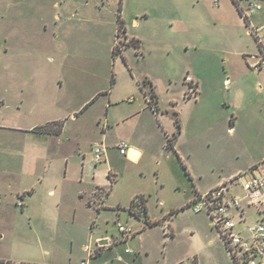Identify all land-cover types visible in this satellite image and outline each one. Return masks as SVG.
<instances>
[{"label": "rangeland", "instance_id": "374dc122", "mask_svg": "<svg viewBox=\"0 0 264 264\" xmlns=\"http://www.w3.org/2000/svg\"><path fill=\"white\" fill-rule=\"evenodd\" d=\"M250 1L258 0H241L239 6L245 9ZM263 23L264 10L248 23L235 0H0V98L6 105L1 116L9 124L31 123L15 116L21 101H30L27 96L35 88L61 86L53 90L58 104L35 117L62 116L70 122L57 174L62 175V214L29 216L17 204L21 196H4L0 264H193L195 259L198 264H236L207 211L195 213L189 202L195 187L185 166L205 191L233 184L264 162V68L248 64L250 55L259 53L252 27ZM190 77L199 81L197 100L185 97ZM145 78L155 86L159 107L169 112L162 116L150 110L139 119L135 143L141 133L151 143L142 174V164L128 161L114 144L131 128L117 127L116 121L149 104V84L142 88ZM96 96L81 113L79 108ZM109 97L115 103L111 107ZM26 113L22 108L20 115ZM74 113H79L77 122ZM158 117L173 130L171 137L177 135L181 159L175 152L170 155L167 128L161 131ZM106 120L112 129L104 138L105 157L91 167ZM76 126L80 138L74 135ZM158 161L166 163L161 167L165 182L157 183ZM110 171L117 181L105 206L97 198L100 204L89 207L76 194L79 184L110 189ZM37 181L26 176L16 183ZM141 194L155 225L130 214L131 200ZM120 224L139 234L125 239Z\"/></svg>", "mask_w": 264, "mask_h": 264}, {"label": "crops", "instance_id": "0c3cea01", "mask_svg": "<svg viewBox=\"0 0 264 264\" xmlns=\"http://www.w3.org/2000/svg\"><path fill=\"white\" fill-rule=\"evenodd\" d=\"M191 79L188 78V80ZM198 85H199V81ZM62 88L61 86L59 88H46V87H39L32 90L30 93V96H27V100L30 101H24L23 99L22 105H18L17 107V114L15 115L16 118L21 119H30L33 120L31 123H23V121H17L16 123L9 124L7 123V120L1 116L0 112V175L6 177V181H2L0 178V194L2 195V198L4 196L9 197L8 195L14 196H21L22 200L20 201L22 205H20V202H17V204L22 208V212L28 214L29 216L37 215V214H51L53 216H59L62 214V198H63V191H62V175L61 178L58 177V172L62 169V144L63 141L66 139L64 135L66 134L68 127H69V121L64 120V124L62 127V116H58L55 119L50 118H43L41 117H35V115L39 114L40 116H45L44 111L47 109H53L52 106L55 104H58L59 100L57 95H55V92L53 90H57ZM199 94H200V85L198 86ZM100 94V93H99ZM101 94H108V93H101ZM198 94V95H199ZM198 95L194 98H190L188 100H197ZM146 101L149 102V98L145 93ZM186 97V92H185ZM95 97L90 98L88 101H86L79 109L81 110V113H83L89 106L90 102H95L98 97L93 101ZM107 105L109 104V107H111L114 103V100L109 97ZM130 97L129 99H131ZM0 98V110L5 105V102L1 100ZM115 104V103H114ZM135 107V104H133ZM6 106V105H5ZM25 106V107H24ZM22 108L26 109L27 113L26 116H21L20 113H22ZM148 109V110H147ZM152 110L155 113H158L159 115L163 114L165 115V112H169L166 110L161 109L160 111H155L150 103L147 105V108L144 106L138 105L136 108H134L132 111H129L127 115L120 118L117 123V127L119 126H126L131 127L127 134L123 133L120 137H117L116 143L114 144V147H117L119 149V144L121 142H126L128 144V150L126 154H122L119 149V153L127 158L128 161L132 163L142 164V161L146 160V158L149 157V152L151 149V143L149 141V137L145 133H141V139H139L140 143H135V134L137 130V124L139 122V119L143 117L146 111ZM177 111V110H176ZM79 113L73 114L72 121H79L80 117L78 115ZM34 116V117H32ZM37 118H40V120H35ZM103 120L102 117H99V121L101 122ZM158 123L161 124L162 129L167 128L166 135L167 138L171 137L169 132L173 134V130H170L166 124H164L162 119L158 117L157 119ZM55 122H60L61 127L55 128L53 127ZM99 122V123H100ZM51 123V126L49 125L50 131H42L38 130V127H44L45 125H48ZM53 123V124H52ZM141 123H143V119H141ZM157 127L159 128V125L157 124ZM112 129L111 124L108 120L104 122L103 126V138L102 140H99L97 142H102L105 144V136L107 137L108 131ZM80 126H76L74 135L77 136V138H80ZM183 131V129H182ZM176 139V138H175ZM68 141H71L72 138H67ZM107 141V140H106ZM176 141V140H175ZM92 142V141H91ZM93 143V142H92ZM108 144V143H107ZM109 146V145H108ZM167 149L168 148V141H167ZM176 153L177 156L181 159L182 153L179 151L178 143L174 142V148L170 149V155L172 153ZM94 154V153H93ZM81 155V154H79ZM162 154L158 155L161 156ZM157 156V157H158ZM170 158V156H168ZM82 167L85 166V155L82 156ZM149 160V159H148ZM64 165L66 167V174L69 168L70 164V158L65 157L64 159ZM93 161V158H92ZM150 161V160H149ZM98 163L92 162L91 167H95ZM146 165V164H145ZM142 164L143 166H145ZM157 169L154 172V174L157 176V183L159 182H165L163 179H161V167H164L166 163H161V161L157 162ZM9 168V170L7 169ZM189 169V168H188ZM142 174H145L144 168L142 169ZM190 178L193 180V184L195 187L193 196L189 199V202L192 204L193 200L195 199L196 195L198 193L205 192L207 190H203L202 187L198 182H196L194 175L192 171L189 169ZM26 176L31 177H37L38 181L36 184H18L16 183L17 180H21L23 182V179ZM108 176L111 178V188L104 189V185L94 183V184H79V188L76 190L77 196L80 198H85L89 202V207L92 206V204L99 205L97 202L98 200H102V207L105 205V200L108 199V197L111 195V192L113 191V187L117 179L115 178L112 171L108 172ZM114 176V177H112ZM1 177V176H0ZM162 180V181H161ZM84 181V176H80V182ZM226 183V182H224ZM165 185V183H163ZM106 190V192H105ZM102 191L105 192V195H102ZM47 192V196H45ZM144 196L143 194H141ZM139 196V195H138ZM107 198V199H106ZM134 199V198H133ZM133 199L130 203H132ZM148 201V200H147ZM3 202V201H2ZM1 202V203H2ZM47 204H50L51 207L46 210L42 209V207L46 206ZM131 205V204H130ZM148 206V205H147ZM183 206L182 208H184ZM100 210V209H98ZM174 210V209H173ZM179 210V208L177 209ZM130 211V210H129ZM174 211H172L173 213ZM130 214L133 216L130 212ZM135 216V215H134ZM148 216H149V209H148ZM141 218V217H140ZM169 219V218H168ZM147 220V219H145ZM150 220V217L148 218ZM170 223V220L168 221ZM146 225L152 226L146 222ZM169 226H171L169 224ZM145 228V227H144ZM139 233H135V237ZM174 235V233H172ZM131 237V238H132ZM108 236H99L97 239H107ZM130 239V238H129ZM109 241V240H108ZM129 249H127V252ZM197 259L193 262V264H198ZM10 264H17L18 262H9ZM19 264V263H18ZM21 264H38V263H21ZM89 264H95L90 262ZM104 264H109L108 262H104Z\"/></svg>", "mask_w": 264, "mask_h": 264}, {"label": "built area", "instance_id": "2783aa9c", "mask_svg": "<svg viewBox=\"0 0 264 264\" xmlns=\"http://www.w3.org/2000/svg\"><path fill=\"white\" fill-rule=\"evenodd\" d=\"M241 9L243 16L250 20L257 11H263L264 6L260 0L250 1L247 8ZM251 33L259 45V53L250 55L248 64L252 69L260 70L264 68V23L253 26ZM103 144H94L95 163L105 157ZM118 147L126 154L129 146L121 142ZM243 175H246L245 179H242ZM237 179L233 184H220L198 193L191 205L195 213L207 211L236 264H264V162L238 175ZM119 230L125 239L136 233L132 227L123 224L119 225Z\"/></svg>", "mask_w": 264, "mask_h": 264}, {"label": "trees", "instance_id": "16d2710c", "mask_svg": "<svg viewBox=\"0 0 264 264\" xmlns=\"http://www.w3.org/2000/svg\"><path fill=\"white\" fill-rule=\"evenodd\" d=\"M235 3L237 4V8H238L239 12L243 16L241 6H239L240 1L235 0ZM119 19H120V16H119ZM245 20L248 23H250V20H248L247 18H245ZM120 29H121V27H120ZM115 51H116V49L114 50V52ZM147 84H149V87L150 88H149V91L148 92H147V90H145V93H146V95H149L150 96L149 103H150L151 107L155 111H160L161 110V108L159 107L160 100H159V95L156 92L155 86H154L153 82L149 78H145V80L142 83V88L144 86H146ZM186 84H188V90L186 92V98L190 99V98L196 97L199 94V90H198V86L199 85H198V82L196 80H194V79L191 78L189 80L186 79ZM97 97L98 96H96L93 99V101ZM174 115H175V122H176L177 127H178V133H180L181 132V128H182V120L180 118V115H179V112L178 111H175L174 112ZM63 124H64V120L62 121V127H63ZM49 125L51 126V123L48 124V125H45L44 127H38L37 129L38 130H42V131H50ZM176 136L177 135L175 134V136H172V137H169L168 138V148H170V149L171 148H174V142H175ZM185 169H186L187 173H189L188 168L186 166H185ZM189 176H190V173H189ZM129 210H130V212L132 214H134L135 216H137L139 218L140 217H146V219H147L146 221H147L148 224H150V225L157 224V222H153V221L148 220V206H147V199L145 198V196H140V197L134 198L133 201H132V203H131V205H130V207H129Z\"/></svg>", "mask_w": 264, "mask_h": 264}, {"label": "water", "instance_id": "95a60500", "mask_svg": "<svg viewBox=\"0 0 264 264\" xmlns=\"http://www.w3.org/2000/svg\"><path fill=\"white\" fill-rule=\"evenodd\" d=\"M102 243H107L106 241H102Z\"/></svg>", "mask_w": 264, "mask_h": 264}]
</instances>
